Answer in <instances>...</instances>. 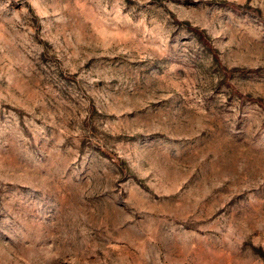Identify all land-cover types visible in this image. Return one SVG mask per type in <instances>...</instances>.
Segmentation results:
<instances>
[{"label": "rangeland", "instance_id": "rangeland-1", "mask_svg": "<svg viewBox=\"0 0 264 264\" xmlns=\"http://www.w3.org/2000/svg\"><path fill=\"white\" fill-rule=\"evenodd\" d=\"M0 264H264V0H0Z\"/></svg>", "mask_w": 264, "mask_h": 264}]
</instances>
